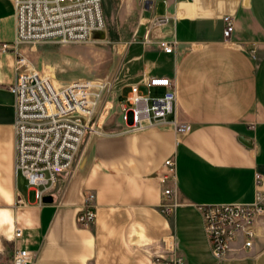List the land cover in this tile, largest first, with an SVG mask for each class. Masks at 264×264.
<instances>
[{"label":"crops","instance_id":"1","mask_svg":"<svg viewBox=\"0 0 264 264\" xmlns=\"http://www.w3.org/2000/svg\"><path fill=\"white\" fill-rule=\"evenodd\" d=\"M133 1L127 0L129 6ZM143 1L150 19L168 13L173 21L152 33L151 46L127 48V59L136 65L131 84L146 70L173 78L175 113L142 132L93 141L55 189L52 203H39L34 190L25 194L18 185L15 101L9 90L16 54L0 49V235L13 253L30 252L28 264H160L157 256L181 257L183 264H264V214L256 220L250 249L235 244L226 258L217 259L199 210L204 204L253 203L258 190L264 193V182L258 187L256 180L264 175V0ZM225 15L235 20L231 44L223 39ZM161 36L178 40L173 54L156 44ZM15 37L14 2L0 0V45ZM69 64L62 58L38 71L52 77ZM131 84L123 88L124 98ZM174 119L189 131L177 134ZM172 157L175 184L163 179ZM169 186L177 208L167 218L160 205ZM89 193L96 195L97 218L81 228L76 216ZM18 194L25 205L17 204ZM16 227L23 229L22 238H14ZM169 236L174 250L166 248ZM4 264H12V257Z\"/></svg>","mask_w":264,"mask_h":264},{"label":"built area","instance_id":"2","mask_svg":"<svg viewBox=\"0 0 264 264\" xmlns=\"http://www.w3.org/2000/svg\"><path fill=\"white\" fill-rule=\"evenodd\" d=\"M13 2L16 37L12 44L2 43L0 49L7 51L12 48L16 54L15 80L9 87L15 101L16 173L24 176L35 191L38 202L43 203V198L52 195L59 186L61 176L72 169L85 138L96 132L93 118L98 88L102 86L90 80H74L69 86L58 88L50 78L39 74L21 48L46 41L72 44L91 40L105 28L103 0ZM172 21L173 16L168 13L154 16L146 43H154L152 33L169 26ZM223 22L224 42L231 44L235 33L233 15H225ZM156 44L166 54H173L179 42L175 37L161 36ZM156 89H163L164 93L153 96ZM176 101L173 78L144 71L142 77L130 85L125 98V133L136 134L157 122H167L175 113ZM171 123L177 134L189 131L188 124L177 119ZM165 167L167 173L163 179L175 184V158L166 160ZM256 180L260 187L264 175L257 174ZM163 194L160 212L170 218L177 208L173 186L166 188ZM17 204H26L20 194L17 195ZM199 210L212 253L217 259H223L232 252L235 244L240 243L242 250L253 246L256 220L264 214V193L258 190L253 203L204 204L199 206ZM96 218V195L89 193L76 216V223L81 228H88ZM23 235V229L16 227L14 238H22ZM165 245L168 250H174L173 237L166 238ZM32 259L28 250L16 249L12 264H28ZM155 260L160 264H183L181 257L166 260L157 256Z\"/></svg>","mask_w":264,"mask_h":264},{"label":"rangeland","instance_id":"3","mask_svg":"<svg viewBox=\"0 0 264 264\" xmlns=\"http://www.w3.org/2000/svg\"><path fill=\"white\" fill-rule=\"evenodd\" d=\"M147 5L148 2L143 0H134L131 6L127 0L122 2L103 0L105 28L91 40L72 44L46 41L24 46L27 49L24 53L36 70L53 68L56 63H62V58L67 59L70 67L65 70L58 69L55 77L52 75L58 83L70 84L74 80H90L102 85L100 89L98 88L99 97L93 118L96 132L85 138L72 169L88 151L93 141L123 135L127 129L124 122L125 98L122 90L133 82V69L136 65L127 59L126 52L131 44H134L135 50L140 43L151 46L150 43H146L151 21L146 13ZM145 18L148 20L142 21ZM134 54L135 51L131 56ZM44 74L47 72L44 71ZM128 92L126 89L124 94ZM152 95L158 96L160 93L154 90ZM67 173L61 176L59 184L63 182ZM18 177V185L27 194L30 189L27 180L20 173ZM30 199L34 200V194ZM0 240L2 243L0 264H4L10 261L13 247L1 235Z\"/></svg>","mask_w":264,"mask_h":264},{"label":"water","instance_id":"4","mask_svg":"<svg viewBox=\"0 0 264 264\" xmlns=\"http://www.w3.org/2000/svg\"><path fill=\"white\" fill-rule=\"evenodd\" d=\"M130 121H131V119H130ZM240 139H241V141H242L244 144H246L247 146H251V145H252L251 142H250V140H249L248 138H246V137H241ZM53 201H54V198H53L52 195H47V196H45V197L43 198V203H52Z\"/></svg>","mask_w":264,"mask_h":264},{"label":"bare ground","instance_id":"5","mask_svg":"<svg viewBox=\"0 0 264 264\" xmlns=\"http://www.w3.org/2000/svg\"><path fill=\"white\" fill-rule=\"evenodd\" d=\"M79 43H81V42H79ZM39 72V71H38ZM39 74L42 76V77H45V78H50L52 81H53V83L58 87V88H64V87H67V86H69L70 84L68 83V84H60V83H56V82H54V80H53V78L51 77V76H47V74H44V73H41V72H39Z\"/></svg>","mask_w":264,"mask_h":264}]
</instances>
